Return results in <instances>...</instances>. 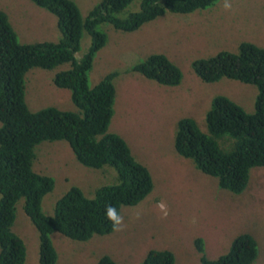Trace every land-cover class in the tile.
I'll return each mask as SVG.
<instances>
[{"label":"rangeland","instance_id":"374dc122","mask_svg":"<svg viewBox=\"0 0 264 264\" xmlns=\"http://www.w3.org/2000/svg\"><path fill=\"white\" fill-rule=\"evenodd\" d=\"M71 1L86 19L102 0ZM141 3L134 0L121 16L139 11ZM226 3L231 7L225 8ZM0 11L7 15L21 44L61 40L56 16L32 0H0ZM98 30L106 33L107 44L95 57L90 87L115 75L116 101L108 132L121 136L134 158L149 169L153 189L138 205L122 207L123 231L95 235L88 241L52 234L57 264H98L103 257L116 264H142L152 251L172 252L175 264H202L198 241L206 257L217 260L244 235L257 243L254 264H264V167L252 169L246 189L234 194L222 189L217 178L203 173L193 161L177 154L174 146L176 125L184 118L195 120L207 132L206 116L217 96L254 113L259 95L255 85L227 78L206 83L192 65L221 52L238 53L243 43L264 48V0H218L207 9L188 14L169 12L134 32L118 31L109 24ZM90 46L91 37L84 33L77 59ZM156 54L167 56L181 69L180 86L164 87L135 71ZM69 68L64 64L28 72L26 104L31 112L49 108L78 112L72 93L54 83L56 75ZM34 154V171L55 182L42 203L46 216L55 215L57 201L72 188L94 198L99 188L119 183L111 166L92 169L80 164L66 141L42 142ZM23 206L21 200L12 229L27 248L25 264H40V235Z\"/></svg>","mask_w":264,"mask_h":264},{"label":"trees","instance_id":"16d2710c","mask_svg":"<svg viewBox=\"0 0 264 264\" xmlns=\"http://www.w3.org/2000/svg\"><path fill=\"white\" fill-rule=\"evenodd\" d=\"M133 1L102 0L83 19L71 0H32L56 16L62 34L57 43L34 45L21 44L7 15L0 11V264H25L27 260L25 243L12 229L21 200L40 235V264H57L52 234L77 241L111 234L106 206H114L120 215L122 207L136 206L152 192L149 169L134 158L121 136L108 132L116 101L115 75L93 88L89 84L95 57L107 44L106 33L98 29L109 24L118 31L134 32L169 12L188 14L207 9L218 0H142L139 11H128L122 17ZM84 33L91 37V46L77 59ZM64 64L70 68L58 73L54 83L72 93L78 112L55 108L31 112L26 104L28 72ZM192 67L206 83L227 78L255 85L259 90L252 114L229 98L217 96L206 116L207 132L191 118L176 125L177 154L217 178L222 189L240 194L248 186L251 170L264 167V48L243 43L238 53L221 52L195 61ZM135 71L164 87H178L183 80L181 69L163 54L149 57ZM45 141L68 142L77 161L85 167L115 168L119 183L99 188L94 198L72 188L57 201L55 215L46 216L42 203L54 190L55 182L34 171V150ZM198 251L202 264H254L258 257L257 243L250 235L240 236L230 252L217 260L206 257L201 240ZM98 264L116 263L103 257ZM142 264H175V257L170 251H152Z\"/></svg>","mask_w":264,"mask_h":264},{"label":"clouds","instance_id":"9594fccd","mask_svg":"<svg viewBox=\"0 0 264 264\" xmlns=\"http://www.w3.org/2000/svg\"><path fill=\"white\" fill-rule=\"evenodd\" d=\"M231 7L229 4H225V8ZM167 213L165 212V216ZM106 217L109 221H111L112 229L115 232H120L124 230L125 225L123 224V217L120 216L114 206L107 205L106 206ZM139 217V214L137 218ZM193 223H195V219H193Z\"/></svg>","mask_w":264,"mask_h":264}]
</instances>
